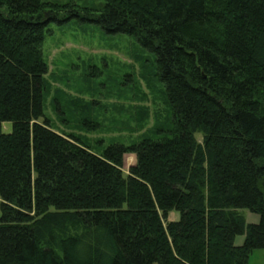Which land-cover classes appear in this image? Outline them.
I'll use <instances>...</instances> for the list:
<instances>
[{"label":"trees","instance_id":"trees-1","mask_svg":"<svg viewBox=\"0 0 264 264\" xmlns=\"http://www.w3.org/2000/svg\"><path fill=\"white\" fill-rule=\"evenodd\" d=\"M71 18L148 54L166 117L138 142L93 148L44 117L46 28ZM263 249L264 0H0V264H247Z\"/></svg>","mask_w":264,"mask_h":264},{"label":"rangeland","instance_id":"rangeland-1","mask_svg":"<svg viewBox=\"0 0 264 264\" xmlns=\"http://www.w3.org/2000/svg\"><path fill=\"white\" fill-rule=\"evenodd\" d=\"M41 1L88 9L103 3V0ZM62 15L58 16L59 20L64 19ZM42 54L48 64L43 112L54 130L77 135L93 148H104L111 143L130 145L153 127L155 115L166 117L165 106L154 99L142 78L150 71L142 68L138 57L146 58L148 54L132 37L108 34L94 23L71 18L48 24ZM157 86L158 90H164L158 83ZM76 99L88 105L92 103L89 113L82 107L75 110L70 106ZM57 102L65 110V122L56 109ZM88 114L100 124L98 130L85 131L79 126ZM2 131L10 133L12 124L3 123ZM200 136L196 135L199 141ZM134 163V155L124 156L125 174ZM243 214L247 222L259 220L246 210ZM175 218L176 214L170 215V219ZM242 239L237 237L236 243L242 244ZM247 264H264V249L252 251Z\"/></svg>","mask_w":264,"mask_h":264},{"label":"crops","instance_id":"crops-1","mask_svg":"<svg viewBox=\"0 0 264 264\" xmlns=\"http://www.w3.org/2000/svg\"><path fill=\"white\" fill-rule=\"evenodd\" d=\"M135 156V155H134ZM135 161H136V158H135ZM135 164V163H134ZM258 221L256 219L252 220L251 222H248V223H257ZM242 242H243V239H242ZM241 245V243H236V245Z\"/></svg>","mask_w":264,"mask_h":264}]
</instances>
